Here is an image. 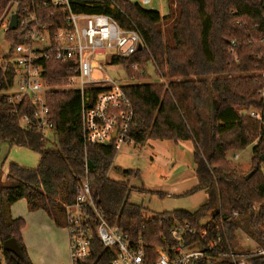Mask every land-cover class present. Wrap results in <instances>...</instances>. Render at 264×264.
I'll return each mask as SVG.
<instances>
[{
	"label": "trees",
	"instance_id": "16d2710c",
	"mask_svg": "<svg viewBox=\"0 0 264 264\" xmlns=\"http://www.w3.org/2000/svg\"><path fill=\"white\" fill-rule=\"evenodd\" d=\"M10 2L0 0V11ZM114 2L117 8L111 7L110 0H73L72 5L77 12L111 15L123 28L135 25L144 37L146 48L112 58V64L124 66L131 77L133 64L144 72L134 74L137 82L122 85L134 111L127 135L142 145L149 139L191 141L198 183L182 196L203 191L207 200L194 211L179 209L146 217L145 208L130 201L128 181L108 177L118 150L113 145L85 144L81 95L59 88L70 73L69 65L45 63L56 147H48L49 138L42 131L21 124L26 109L14 113L7 100L15 70L0 66V142L39 155L34 168L12 162L4 173L0 167V235L3 242L15 238L23 253L19 258L5 251L8 264H32L22 239L25 221L13 217L11 206L25 199L30 210H43L60 225L62 219L65 223V205L74 202L85 181L108 224L118 226L133 242L142 241L144 251L154 258L156 248L169 240L174 223L184 221L198 230L206 228L211 239L220 235L223 248L232 247L241 225L264 246L260 158L264 155V126L243 112L264 111L262 81L257 76L264 69V0H171L174 6L166 16L139 2ZM5 37L11 45L7 56L23 36L9 29ZM150 62L161 77L168 78L166 83L143 80L149 77L145 71ZM252 144L251 169L238 171L227 153ZM125 174L131 176L134 171ZM188 240L203 245L199 236ZM91 249L84 264H109L114 256L95 231ZM247 260L264 264V258L256 255H248Z\"/></svg>",
	"mask_w": 264,
	"mask_h": 264
},
{
	"label": "built area",
	"instance_id": "2783aa9c",
	"mask_svg": "<svg viewBox=\"0 0 264 264\" xmlns=\"http://www.w3.org/2000/svg\"><path fill=\"white\" fill-rule=\"evenodd\" d=\"M72 2L11 0L2 16L4 20L7 18L4 30H9L11 17L16 14L15 31H20L23 38L2 58L4 70L8 66L15 70L7 100L14 113L23 107L26 109L20 118L24 127L42 131L48 138L49 134H54V123L47 102L51 87L45 78V63H66L70 73L59 88L76 90L81 95L80 119L85 144L113 145L118 150L124 144L134 143L127 135L134 111L122 88L127 83L110 78L105 64L108 61L113 66V56H130L146 48V42L135 25L123 28L111 15L77 12ZM110 2L112 8H117L114 0ZM139 3L144 7L152 0H140ZM110 50L113 53L107 61L95 60L97 54L108 55ZM132 68L139 70V65L133 64ZM97 70L105 74L101 77ZM257 76L262 81L264 96V69ZM243 112L264 126V111L251 109ZM65 214L72 264H84L91 257L94 231L104 248L114 252L109 264H251L247 260L250 254L264 258L262 245L249 253L231 246L223 248L220 235L211 239L206 228L198 230L188 221L174 223L169 240H165L164 247L156 248L157 257L154 258L144 251L142 241L135 243L118 226L108 224L88 181L80 186L74 202L65 205ZM198 236L203 245L189 243L188 239ZM0 264H8L1 235Z\"/></svg>",
	"mask_w": 264,
	"mask_h": 264
},
{
	"label": "rangeland",
	"instance_id": "374dc122",
	"mask_svg": "<svg viewBox=\"0 0 264 264\" xmlns=\"http://www.w3.org/2000/svg\"><path fill=\"white\" fill-rule=\"evenodd\" d=\"M139 2L140 0H131ZM174 6L171 0H152L151 4H144L147 9L157 10L162 16L169 14L171 7ZM6 8L0 11V66H2V58L10 51L11 45L5 37V23L2 16ZM164 29L168 28V24L163 25ZM113 51L110 50L108 55H96L95 60L104 62L109 59ZM106 74L115 80L129 83L137 82L134 74L144 75L140 69L135 70L130 66L131 76L127 74V70L122 65L114 64L107 61L105 64ZM101 77L105 74L103 71L97 70ZM145 73L149 76L143 80L151 82L166 83L168 78L161 77L155 70V65L149 63ZM48 147H56L57 138L55 134H49ZM151 142L146 141L145 144H124L116 152L112 167L108 173V177L118 181H128L130 185V201L145 208L144 214L150 218L157 213L173 209H185L194 211L207 200V195L203 191H197L190 196L168 195L160 197L157 192L163 191L166 184L172 182V170L170 166L164 165L162 161L154 156L151 151ZM254 144L244 150L230 151L227 157L231 160L234 167L238 171L247 172L252 166ZM153 152V153H152ZM237 155V157H236ZM39 155L33 150L25 147L14 146L10 148L5 141L0 142V167L7 173L10 163H17L23 167L34 168L38 163ZM126 170L134 171V174L127 176ZM261 171L264 173V161L261 163ZM138 172V173H137ZM169 175V176H168ZM195 179H190L188 186L194 185ZM13 217L22 218L25 226L22 230V239L26 246L27 254L33 262L32 264H72L69 253V237L68 229L61 220L60 225L55 223L45 211L30 210L25 199H21L11 206ZM66 217V214H65ZM204 221H207L204 220ZM264 228V227H262ZM232 247L238 251H251L260 245L256 237L246 231L241 225L234 234Z\"/></svg>",
	"mask_w": 264,
	"mask_h": 264
},
{
	"label": "crops",
	"instance_id": "0c3cea01",
	"mask_svg": "<svg viewBox=\"0 0 264 264\" xmlns=\"http://www.w3.org/2000/svg\"><path fill=\"white\" fill-rule=\"evenodd\" d=\"M149 142L152 143L151 151L153 150L154 153H152L154 156L159 158L164 165L170 166L173 172L172 182L166 184L161 192L168 195L181 196L197 185L198 181L193 158V143L191 141L174 143L170 140L161 141L149 139ZM192 178L195 179L196 183L188 186V182Z\"/></svg>",
	"mask_w": 264,
	"mask_h": 264
},
{
	"label": "water",
	"instance_id": "95a60500",
	"mask_svg": "<svg viewBox=\"0 0 264 264\" xmlns=\"http://www.w3.org/2000/svg\"><path fill=\"white\" fill-rule=\"evenodd\" d=\"M17 28V15L13 14L9 23V29L15 30ZM261 160L264 161V155H261ZM249 176H247L248 178ZM3 248L5 251L10 252L19 258L23 257L20 245L15 238H9L3 242Z\"/></svg>",
	"mask_w": 264,
	"mask_h": 264
}]
</instances>
